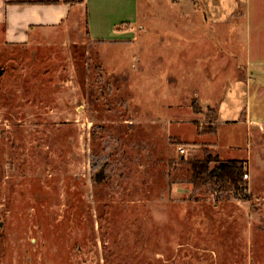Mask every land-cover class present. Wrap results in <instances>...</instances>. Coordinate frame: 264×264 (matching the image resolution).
I'll use <instances>...</instances> for the list:
<instances>
[{
	"label": "rangeland",
	"instance_id": "374dc122",
	"mask_svg": "<svg viewBox=\"0 0 264 264\" xmlns=\"http://www.w3.org/2000/svg\"><path fill=\"white\" fill-rule=\"evenodd\" d=\"M107 5L0 29V264H264V50L189 0Z\"/></svg>",
	"mask_w": 264,
	"mask_h": 264
},
{
	"label": "crops",
	"instance_id": "0c3cea01",
	"mask_svg": "<svg viewBox=\"0 0 264 264\" xmlns=\"http://www.w3.org/2000/svg\"><path fill=\"white\" fill-rule=\"evenodd\" d=\"M189 1L191 9L186 17L193 33L199 29L219 33L237 18L243 24L239 33L247 35L244 40L236 39L237 43L244 41L249 45L253 42L256 49L264 50V0ZM107 4L108 0H0L3 41L10 46L23 44L38 31L60 27L68 30L70 26L92 34L98 31V26L87 24L91 11L95 15L106 10Z\"/></svg>",
	"mask_w": 264,
	"mask_h": 264
},
{
	"label": "trees",
	"instance_id": "16d2710c",
	"mask_svg": "<svg viewBox=\"0 0 264 264\" xmlns=\"http://www.w3.org/2000/svg\"><path fill=\"white\" fill-rule=\"evenodd\" d=\"M239 164L240 165H237L235 162H229L219 165L215 170V178L227 181L232 187L238 188L243 172V167L241 163Z\"/></svg>",
	"mask_w": 264,
	"mask_h": 264
},
{
	"label": "built area",
	"instance_id": "2783aa9c",
	"mask_svg": "<svg viewBox=\"0 0 264 264\" xmlns=\"http://www.w3.org/2000/svg\"><path fill=\"white\" fill-rule=\"evenodd\" d=\"M180 152L182 153V152H184V150L183 149H180ZM244 178L246 179V178H248V175H244Z\"/></svg>",
	"mask_w": 264,
	"mask_h": 264
}]
</instances>
